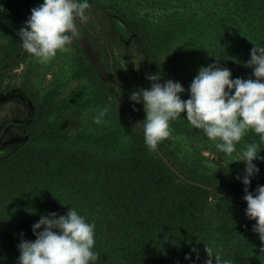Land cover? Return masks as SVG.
Listing matches in <instances>:
<instances>
[{
	"label": "trees",
	"instance_id": "trees-1",
	"mask_svg": "<svg viewBox=\"0 0 264 264\" xmlns=\"http://www.w3.org/2000/svg\"><path fill=\"white\" fill-rule=\"evenodd\" d=\"M87 2L120 19L134 39L144 75H158L161 84L181 83L182 100L190 98L201 67L218 63L232 79H255L246 64L254 46L264 47V0ZM42 3L0 0V77L32 56L17 33ZM101 46L106 79L76 47L48 83L21 82L31 128L25 139L0 146V264H19L18 245L35 241L33 225L41 216L58 218L70 209L95 226L93 251L99 259L90 264H205L206 245L221 264H264V243L253 231L256 221L246 215L242 183L246 146L257 144L264 157V141L249 130L227 156L182 113L170 121L171 135L157 148L183 179L178 178L146 146L134 119L142 124L144 107L130 100L127 80L114 64L109 70L108 49ZM69 82L76 84L64 93ZM104 108L103 123H94ZM204 152L229 160L231 170ZM253 163L259 173L247 187L255 193L264 186V159Z\"/></svg>",
	"mask_w": 264,
	"mask_h": 264
},
{
	"label": "clouds",
	"instance_id": "clouds-1",
	"mask_svg": "<svg viewBox=\"0 0 264 264\" xmlns=\"http://www.w3.org/2000/svg\"><path fill=\"white\" fill-rule=\"evenodd\" d=\"M89 10L91 6L87 0H43L31 9L30 18L17 33L23 50L40 64H49L57 52L69 51L67 45L73 38H79L78 25L88 22ZM246 65L253 70L255 79H232L231 71L218 63L201 67L190 85L187 100L179 95L185 91L181 83L168 80L161 84L158 75H149L151 88L134 91L130 96V100L144 105L146 118L137 125L143 127L144 142L149 150H157L158 145L170 137V121L182 113H186L187 121L202 130L210 141L216 142L215 147L227 156L236 151L235 145L249 130L264 141V47L254 46ZM107 112L108 108L99 111L94 123H103ZM257 148L255 143L248 144L243 152L246 168L242 183L246 186V215L256 221L253 231L264 243V186H258L255 193L247 187L251 178L259 173L253 161L264 159ZM42 226L43 230L38 231ZM94 227L75 209L58 218L56 213L41 216L33 225L35 241L22 240L18 245L19 264H90L97 261L99 255L93 251ZM205 252L208 257L205 264H213V258L215 264H221L220 255L211 247L206 245ZM185 258L191 259L190 256Z\"/></svg>",
	"mask_w": 264,
	"mask_h": 264
},
{
	"label": "rangeland",
	"instance_id": "rangeland-1",
	"mask_svg": "<svg viewBox=\"0 0 264 264\" xmlns=\"http://www.w3.org/2000/svg\"><path fill=\"white\" fill-rule=\"evenodd\" d=\"M89 20L85 24L90 31L107 47L112 66L120 71L127 80L128 89L133 93L141 89H150L147 77L142 71L137 55L134 39L127 33L120 19L109 11L94 9L89 10ZM80 36L73 38L67 45V53L57 52L55 58L47 65L40 64L33 56L24 59L16 68L6 71L0 77V146L3 144H15L27 137L30 132L28 120L30 105H25L20 93V85L23 80H29L37 86L48 83L51 76L56 75L71 58L73 50L77 47L86 61L98 72V76L106 79L105 51L101 45L92 40L78 25ZM0 41V45H2ZM129 52V59L125 58ZM113 59V60H112ZM28 81V82H29ZM264 82V81H262ZM76 82H69L61 91L64 93L74 86ZM141 105L144 107L143 103ZM209 159L223 165L228 169L230 161L217 158L214 154L203 153Z\"/></svg>",
	"mask_w": 264,
	"mask_h": 264
},
{
	"label": "water",
	"instance_id": "water-1",
	"mask_svg": "<svg viewBox=\"0 0 264 264\" xmlns=\"http://www.w3.org/2000/svg\"><path fill=\"white\" fill-rule=\"evenodd\" d=\"M100 43H102V41H100ZM106 54H107V59H108V66H109V70L111 71L112 70V63H111V56H110V53L108 50H106ZM120 105V104H119ZM124 109L131 113L129 109H127L126 107H124ZM131 115L134 117V115L131 113ZM135 119V122L136 124H140V122L138 121V119L136 117H134ZM139 126V125H138ZM140 129L144 132L143 130V127L142 126H139ZM155 153L156 155L160 158V160L163 162V164L175 175L177 176L178 178L180 179H183L182 176H180L178 174V172L171 166V164L164 158V156L162 155V153L157 149L155 150ZM187 184H190V185H194V186H197V187H201V188H204L205 190H210V188L206 187V186H202L198 183H194V182H190L189 180H186L185 181Z\"/></svg>",
	"mask_w": 264,
	"mask_h": 264
},
{
	"label": "flooded vegetation",
	"instance_id": "flooded-vegetation-1",
	"mask_svg": "<svg viewBox=\"0 0 264 264\" xmlns=\"http://www.w3.org/2000/svg\"><path fill=\"white\" fill-rule=\"evenodd\" d=\"M80 26L82 25L83 27H87V26H85V24H79ZM81 26V28L83 29V27ZM88 28V27H87ZM83 31L85 32V30L83 29ZM92 40H94V41H96V42H98L100 45H104V48L106 47L105 46V44L102 42V43H100V40L96 37V36H94V34L91 32V31H89V32H85ZM94 38V39H93ZM102 47V46H101ZM24 102V104L25 105H27L28 103L27 102H25V101H23Z\"/></svg>",
	"mask_w": 264,
	"mask_h": 264
}]
</instances>
